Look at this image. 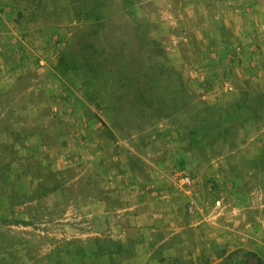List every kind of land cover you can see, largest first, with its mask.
<instances>
[{"label":"rangeland","instance_id":"1","mask_svg":"<svg viewBox=\"0 0 264 264\" xmlns=\"http://www.w3.org/2000/svg\"><path fill=\"white\" fill-rule=\"evenodd\" d=\"M259 260L264 0H0V264Z\"/></svg>","mask_w":264,"mask_h":264},{"label":"trees","instance_id":"2","mask_svg":"<svg viewBox=\"0 0 264 264\" xmlns=\"http://www.w3.org/2000/svg\"><path fill=\"white\" fill-rule=\"evenodd\" d=\"M253 255H255V254H253ZM259 262H260L259 264H264V262L262 260H259Z\"/></svg>","mask_w":264,"mask_h":264}]
</instances>
